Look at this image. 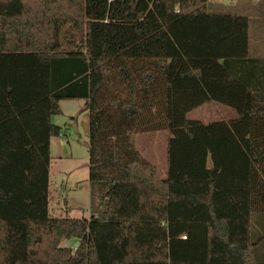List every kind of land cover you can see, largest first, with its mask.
<instances>
[{
	"label": "trees",
	"instance_id": "obj_1",
	"mask_svg": "<svg viewBox=\"0 0 264 264\" xmlns=\"http://www.w3.org/2000/svg\"><path fill=\"white\" fill-rule=\"evenodd\" d=\"M248 29L207 0H0V264H264V60ZM74 99L89 218L49 214L51 117ZM208 102L237 117H188ZM157 131L165 174L137 147Z\"/></svg>",
	"mask_w": 264,
	"mask_h": 264
},
{
	"label": "rangeland",
	"instance_id": "obj_2",
	"mask_svg": "<svg viewBox=\"0 0 264 264\" xmlns=\"http://www.w3.org/2000/svg\"><path fill=\"white\" fill-rule=\"evenodd\" d=\"M207 2V10L211 13L248 16L249 55L254 58L264 57V0ZM62 106L64 115L54 119L57 123L70 121L73 125L70 130L73 132H64L62 145H59L60 139L57 137L51 139L49 214L54 217L89 218L88 107L79 99L63 100ZM226 107L212 102L194 109L188 117L202 122L227 119L232 114ZM167 136V131L142 133L137 136V147L141 154L151 160L163 174L166 172ZM251 228L253 240L258 239L257 253L264 259V214L251 215Z\"/></svg>",
	"mask_w": 264,
	"mask_h": 264
},
{
	"label": "crops",
	"instance_id": "obj_3",
	"mask_svg": "<svg viewBox=\"0 0 264 264\" xmlns=\"http://www.w3.org/2000/svg\"><path fill=\"white\" fill-rule=\"evenodd\" d=\"M208 1V0H207ZM208 3V2H207ZM245 16V15H244ZM246 17H248V16H246ZM259 55V54H258ZM257 59H261V60H264V57H256ZM74 100H77V99H74ZM79 100H83V99H79ZM62 102H63V100L62 101H60V108H61V113L60 114H57V115H54V116H52L51 117V121L54 123V124H56V125H58V126H60L61 127V133L57 136V138L58 139H60L59 140V145H62V143H63V140H62V137H63V135H65V133L64 132H73V131H71L70 129L73 127V125H72V123L69 121V123H65L64 121L62 122H60V123H57V121H55V119L57 118V117H60L61 115H64V109H63V106H62ZM83 103H84V105H87L86 104V101L85 100H83ZM209 103H212V102H208V103H205V104H203V105H206V104H209ZM214 103H217V102H214ZM220 104V103H219ZM202 105V106H203ZM202 106H200V107H202ZM200 107H198V108H200ZM224 107H226L225 105H224ZM197 108V109H198ZM226 108H228L230 111H231V114H232V116L231 117H229V118H227V119H223V120H228V119H232V118H235V117H237V114H236V112L232 109L231 110V108H229V107H226ZM193 111H195V110H193ZM192 112V111H191ZM190 112V113H191ZM189 113V114H190ZM56 117V118H55ZM55 118V119H54ZM73 118V117H72ZM193 119H197V118H193ZM221 120V119H220ZM205 122V121H204ZM205 123H208V122H205ZM62 126H64V127H62ZM66 130V131H65ZM159 132H165V131H159ZM52 138H55V137H52ZM51 138V139H52ZM50 144H51V140H50ZM50 154H51V149H50ZM68 206V205H67Z\"/></svg>",
	"mask_w": 264,
	"mask_h": 264
}]
</instances>
